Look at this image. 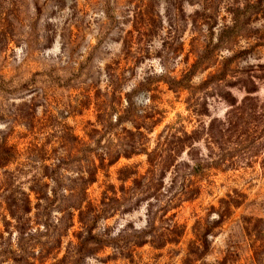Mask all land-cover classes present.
Here are the masks:
<instances>
[{"label":"rangeland","instance_id":"rangeland-1","mask_svg":"<svg viewBox=\"0 0 264 264\" xmlns=\"http://www.w3.org/2000/svg\"><path fill=\"white\" fill-rule=\"evenodd\" d=\"M77 260L264 264V0H0V264Z\"/></svg>","mask_w":264,"mask_h":264},{"label":"trees","instance_id":"trees-1","mask_svg":"<svg viewBox=\"0 0 264 264\" xmlns=\"http://www.w3.org/2000/svg\"><path fill=\"white\" fill-rule=\"evenodd\" d=\"M99 215H102V217H103V214H99ZM99 217V216H98ZM96 220H97V218H96ZM95 225V224H94ZM154 230V232H155V229H153ZM152 232V231H151ZM140 234L142 235L141 237L139 236V237H137V239H139L140 238V240H139V242L137 243V244H135L134 246H136V247H141V246H144V245H146V244H148L149 243V245H151L153 248H155V249H159L158 247L159 246H155V245H153L152 244V242H143V236L146 234H148V232H140ZM162 236V235H161ZM89 237L93 240H95V241H97V238H95V235L94 234H92V231L91 232H89ZM156 238H160V237H156ZM128 243H130V241L128 242ZM82 253V250H78V255H82L81 254ZM73 264H80V261L79 260H77L75 263H73Z\"/></svg>","mask_w":264,"mask_h":264}]
</instances>
